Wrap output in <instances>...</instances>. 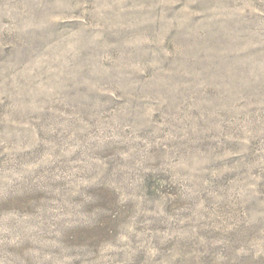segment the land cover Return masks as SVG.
I'll return each mask as SVG.
<instances>
[{"label": "rangeland", "instance_id": "1", "mask_svg": "<svg viewBox=\"0 0 264 264\" xmlns=\"http://www.w3.org/2000/svg\"><path fill=\"white\" fill-rule=\"evenodd\" d=\"M0 264H264V0H0Z\"/></svg>", "mask_w": 264, "mask_h": 264}]
</instances>
